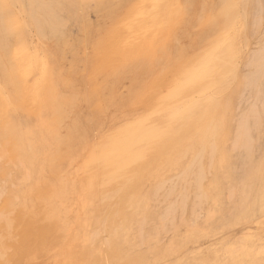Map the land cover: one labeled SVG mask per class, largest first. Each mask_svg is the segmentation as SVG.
Returning <instances> with one entry per match:
<instances>
[{
	"label": "rangeland",
	"instance_id": "rangeland-1",
	"mask_svg": "<svg viewBox=\"0 0 264 264\" xmlns=\"http://www.w3.org/2000/svg\"><path fill=\"white\" fill-rule=\"evenodd\" d=\"M47 1L55 8L50 23L57 29L42 33L29 27L33 37H27L48 49L51 61L40 110L33 103L35 80L27 79L22 64L5 90L0 49V86L10 100L0 105V262L36 256L57 264L85 258L92 245L106 244L114 258L130 264H264V197L253 201L249 187L253 167L264 161L262 119L257 122L264 113V0H231L227 4L247 7L228 17L223 8L210 7L213 0H193L190 13L163 24L155 19L161 0ZM12 3L0 0L3 38L10 29L21 32L17 25L27 20L24 8ZM228 28L237 34L247 30L245 45L243 40L231 57L230 77L216 80L212 89L203 86L192 101L206 106L208 98H224L235 74L240 77L226 105L231 122L218 139L234 163L224 174L225 162L206 166L200 189L185 175L202 147L190 151L182 141L138 172L137 140L175 120L185 99H192L185 89L193 61ZM114 44L129 47L121 52ZM96 46L103 67L94 65ZM131 128L136 136L125 142V168L114 164L106 176L101 154ZM257 174L264 177V169ZM132 184L142 189L135 193ZM156 186L149 206L157 216L146 221L142 190ZM243 199L249 201L240 209Z\"/></svg>",
	"mask_w": 264,
	"mask_h": 264
},
{
	"label": "bare ground",
	"instance_id": "bare-ground-1",
	"mask_svg": "<svg viewBox=\"0 0 264 264\" xmlns=\"http://www.w3.org/2000/svg\"><path fill=\"white\" fill-rule=\"evenodd\" d=\"M192 1L193 0H191L189 2L190 5H192ZM230 1L231 0H213L210 3V7L212 9H222V5H225ZM11 2L14 3V6H15V4H16V6H17V4L22 6V8H24V12L27 15V17H26L27 20L25 19L26 21L23 22V24L21 26L19 25L21 23H19L17 25V26H19L21 33L25 36L26 42L28 45L27 50H24V49L21 50L20 60H21V64L24 66V72H25V76L27 75V79H28V76L29 77L31 76L35 80V83L33 85V88L35 90V94L33 96V103H34L35 109L40 110L41 109L40 93H43V92L48 93L49 92V74H50V70H51V61L49 59V50L43 49L39 46H36V45H38L37 44L38 42L35 44L32 41V39H30V40L33 43H31V41L29 42L27 37L30 34L29 27L35 32H36V30H38L39 32H42V33H46L47 31L57 29V27L55 26L56 24L50 23L52 20H54L56 18L55 8L52 6V3L51 2L49 3V1H47V0H10V3ZM103 2H104V0H101V4H103ZM182 2H183V0H182ZM182 2H181V0H161L160 5L157 8L156 13H155L156 22L159 24H163L165 22L171 21L177 15H175V8H172L170 6L174 5V4H181L182 5ZM234 2H236V1H234ZM13 3H12V5H13ZM163 6H169V7H163ZM206 6H207V3L205 5V7ZM246 7H247L246 3L243 2L242 3V8H244L243 12L245 11ZM242 8L240 7V9H242ZM104 9L106 12L109 9L112 10V8L109 6H104ZM21 19H22V17H21ZM47 22L50 24H47ZM244 23H246V22H244ZM245 26L243 28H245ZM246 31L242 30V32L241 31H240V33L238 32V39L233 46L234 47V53L228 47H224L221 50V52L216 53V56L213 59V66L217 70V75L215 77H213V78L206 77L204 74L205 69H204V67L201 66L200 63H198L199 60L193 61V62H195L196 67L194 68L193 72L191 71L192 80L190 81L189 85L185 89L187 95L191 96L192 99L190 98L191 100L189 99L190 101H188V97H187L185 99L186 100L185 102L183 100L184 105H183L182 111L177 115V117L175 118L174 121L167 123L165 125L159 126V127L152 128L151 131H148V132L142 134L141 135L142 137L139 140H137L136 145H137L139 154H138V157L135 159V164L137 165V171L138 172L139 171H146L153 164L154 160L161 159L164 156V154H166V152L168 150L175 152L176 151V145L178 143H183V142L188 143V147H189L190 151L197 146L202 147L201 153L196 155L193 158L194 159L193 162H194L195 166H192L193 167L192 169L187 170L186 171L187 175H185L187 177V179H188V177L194 178V180H195L194 182H196L197 185H199L198 187H200V189H201L200 183L203 179V174H204V170H205L206 166H211L213 164V162H215V160L218 159L220 163L225 162L226 165L222 166V170H221V172L223 174L226 171H228L227 167L229 165V162H232V163H234V162H233L232 157L226 152V150H224V148L222 146H219L218 139L220 136H222L225 133V129H226L225 126L228 124V122L229 123L231 122V120L230 121L228 120L229 113L227 111V106H226L227 101L232 99L235 92L237 93L236 89L238 88L239 85L242 84V80L240 79V77H238L235 74L234 83L231 84L230 82H232V80L229 81L230 84H228L227 87L225 88L227 95L224 98H220V97L208 98L209 100H207V101L205 100L207 102L206 106H203L202 104L198 103L199 100L198 101H192V100L194 97H201V93L204 92V90L201 89L203 86L206 85L208 88L212 89V86L216 80L223 78L225 76H228L226 74H227V70H229L228 68H230L229 64H230V60H231L232 55L237 54L240 50V47L241 46L243 47L247 41V38L245 36V35H247ZM243 40H245L244 45H243ZM39 42H41V41H39ZM42 43H39L40 46ZM2 45H3V33H1V31H0V49L3 51ZM44 46H47V45L44 44ZM114 46L117 47V49H118L117 51H121V52L122 51L124 52V50H127V46L129 47V45H125V46H122L120 48V46H118V44H114ZM33 47L35 49L45 53V59L47 60L48 67H47V72L44 75L43 79L35 78V73L38 70V67H37V64L33 60V55H32V48ZM98 49H99V46H96L94 48V52L96 53V59H95L94 65L103 67L105 64V60H104V57L101 58L100 56H98L99 55ZM180 54H182V53H180ZM128 57H130L131 60L132 59L137 60L136 56L129 55ZM184 59H186V57ZM186 62H187V60H186ZM228 77H230V76H228ZM24 78H26V77H24ZM25 81H27V80H25ZM259 81L260 80L258 78L257 84ZM249 82H250V80H249ZM235 84H236V86H235ZM9 101L10 100H9L8 96L3 92V87L0 86V105L1 106H3V104L6 105ZM229 103L231 104V102H228V104ZM231 112H232V110H231ZM258 113L260 114V112H258ZM260 119L261 118L258 117L257 122H259ZM243 122H244V120H243ZM247 124L245 123V125H247ZM247 126H246V128H247ZM132 129L133 128L120 131L118 133V137H114L112 139V141L110 143H108L109 147H108V145H107V147L109 150H107V152H103L101 154V160L100 161H103V163H104L103 164V170H105L106 176L110 175L109 172L111 171V168L114 164L118 165L119 166L118 168H120V169L125 168V164L123 161L125 153L127 152V146H126L125 142L132 140L134 135L136 136L134 129L133 130ZM247 133L249 134L251 132H247ZM250 136H251V134H250ZM241 139H240V141H241ZM236 141L238 142L237 139H236ZM219 153H220V157L216 156ZM65 155H68V153L65 152ZM120 164H122V165H120ZM253 169H255V170L252 171V174H251L252 176L250 175V178H249L250 186L249 187L251 190L250 191L251 195H253L252 198H254L253 199V201H254L257 198H263L264 197V184L262 181L264 179V177L257 174L260 170L264 169V161L261 164H259V166H257V167L255 165V168L253 167ZM119 175H125V174H119ZM190 181H191V179H190ZM190 181L188 180V183ZM192 184H191V186H192ZM185 185H186V183H185ZM189 185L187 186V188H190ZM216 185H217V183L215 181H213L211 186L213 187L214 190H217V188H218ZM159 187L161 188V186H159ZM130 189H131V191L136 193V192L140 191L142 188L139 185L132 184L130 186ZM142 191H143L142 192L143 197H141L140 199H143V200L140 201V204L144 209V215H145L144 219L146 221H152L153 219H155L157 214L153 210L150 209L149 204H151L150 203L151 199L155 195L158 194L159 188L157 186L153 187V188L148 187L146 189H143ZM205 198H206V196H205ZM249 199H251V198H249ZM249 199L241 200L240 203L237 204L238 208L244 209L246 207ZM181 204H183V203L181 202ZM168 215H170V214H168ZM97 238H98V234H97ZM103 245H106V244H103ZM107 249H109L108 246H107ZM163 254H164V251H161L159 254V257L163 256ZM230 264H234V263H230Z\"/></svg>",
	"mask_w": 264,
	"mask_h": 264
},
{
	"label": "snow or ice",
	"instance_id": "snow-or-ice-1",
	"mask_svg": "<svg viewBox=\"0 0 264 264\" xmlns=\"http://www.w3.org/2000/svg\"><path fill=\"white\" fill-rule=\"evenodd\" d=\"M142 7V6H141ZM151 7L155 8L157 5H152ZM169 7V6H163ZM170 7L177 9V17H179L185 10L187 12H191L193 5L190 4H174ZM239 4H225L222 5V8L225 10V16H231L234 14L235 10L240 8ZM203 15L201 14L200 19H203ZM238 39V34L228 28L224 31L223 36L217 41L215 44L210 46L208 50H206L204 56L198 62L205 69V76L208 78H213L217 75V70L213 66V59L216 56V53L224 47H228L234 53V44ZM3 58H4V78L7 84L6 91L12 88L15 80L14 77L21 74V60H20V52L22 49L27 50L28 45L26 42L25 36L16 28L10 29L7 31L3 38ZM33 60L37 64L38 70L35 73V78L43 79L44 75L47 72V60L45 59V53L32 48ZM262 125L261 132L264 134V113L261 116ZM87 254L85 258L81 259H72L66 261L57 262V264H130V262L122 261L120 259L114 258V254L107 249L106 245H101L97 247L96 245H92L89 249L86 250ZM0 264H48L47 261H43L38 259L36 256H31L27 259H23L20 261H3Z\"/></svg>",
	"mask_w": 264,
	"mask_h": 264
}]
</instances>
